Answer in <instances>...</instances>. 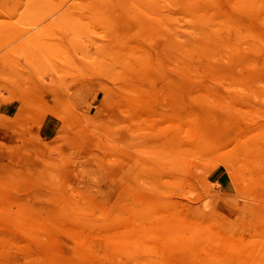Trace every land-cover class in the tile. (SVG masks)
Instances as JSON below:
<instances>
[{
  "label": "rangeland",
  "instance_id": "374dc122",
  "mask_svg": "<svg viewBox=\"0 0 264 264\" xmlns=\"http://www.w3.org/2000/svg\"><path fill=\"white\" fill-rule=\"evenodd\" d=\"M0 264H264V0H0Z\"/></svg>",
  "mask_w": 264,
  "mask_h": 264
}]
</instances>
